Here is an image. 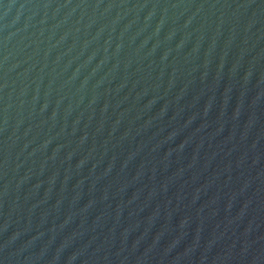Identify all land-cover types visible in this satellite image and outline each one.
<instances>
[{"label": "water", "instance_id": "1", "mask_svg": "<svg viewBox=\"0 0 264 264\" xmlns=\"http://www.w3.org/2000/svg\"><path fill=\"white\" fill-rule=\"evenodd\" d=\"M0 264H264V0H0Z\"/></svg>", "mask_w": 264, "mask_h": 264}]
</instances>
